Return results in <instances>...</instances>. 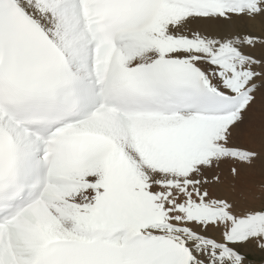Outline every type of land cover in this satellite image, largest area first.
<instances>
[{
	"label": "snow or ice",
	"instance_id": "obj_1",
	"mask_svg": "<svg viewBox=\"0 0 264 264\" xmlns=\"http://www.w3.org/2000/svg\"><path fill=\"white\" fill-rule=\"evenodd\" d=\"M0 264H264V0H0Z\"/></svg>",
	"mask_w": 264,
	"mask_h": 264
}]
</instances>
